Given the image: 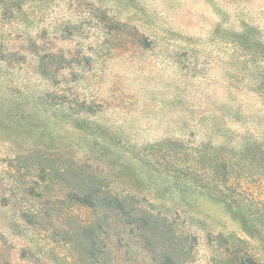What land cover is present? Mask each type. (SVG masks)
<instances>
[{
  "label": "rangeland",
  "instance_id": "rangeland-1",
  "mask_svg": "<svg viewBox=\"0 0 264 264\" xmlns=\"http://www.w3.org/2000/svg\"><path fill=\"white\" fill-rule=\"evenodd\" d=\"M76 171L177 220L188 264L208 234L264 264V0H0V264H79ZM137 234L120 264H154Z\"/></svg>",
  "mask_w": 264,
  "mask_h": 264
},
{
  "label": "trees",
  "instance_id": "trees-1",
  "mask_svg": "<svg viewBox=\"0 0 264 264\" xmlns=\"http://www.w3.org/2000/svg\"><path fill=\"white\" fill-rule=\"evenodd\" d=\"M196 160L192 157L193 173L197 167ZM216 167L213 165V170ZM175 173L182 175L180 172ZM68 184L71 200L93 213L90 223L75 230L74 241L81 250V257L76 259L79 264H120L114 254L121 240V232L129 226H134L138 231L140 245L154 254V264L192 262L196 236L181 230L177 220L163 213L152 212L133 195L114 194L93 173H73ZM207 236L212 248L218 253L212 258L213 264H261L242 246L229 244L220 234ZM82 254L85 257L82 258Z\"/></svg>",
  "mask_w": 264,
  "mask_h": 264
}]
</instances>
